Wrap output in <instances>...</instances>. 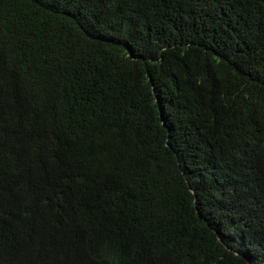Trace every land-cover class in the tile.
<instances>
[{
    "label": "trees",
    "instance_id": "1",
    "mask_svg": "<svg viewBox=\"0 0 264 264\" xmlns=\"http://www.w3.org/2000/svg\"><path fill=\"white\" fill-rule=\"evenodd\" d=\"M0 264H264V0H0Z\"/></svg>",
    "mask_w": 264,
    "mask_h": 264
}]
</instances>
